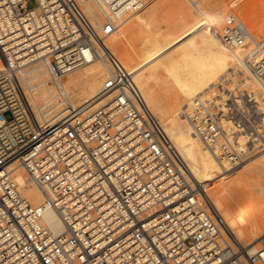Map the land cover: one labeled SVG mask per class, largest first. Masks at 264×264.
Returning a JSON list of instances; mask_svg holds the SVG:
<instances>
[{"label": "built area", "instance_id": "1", "mask_svg": "<svg viewBox=\"0 0 264 264\" xmlns=\"http://www.w3.org/2000/svg\"><path fill=\"white\" fill-rule=\"evenodd\" d=\"M153 1L102 3L122 19ZM116 26L100 24L81 0H0V264H264V237L252 252L237 241L191 182L134 73L107 47ZM211 32L228 48L261 52L250 70L264 90V43L255 44L235 16ZM103 57L113 73L95 98L66 106L55 121L36 116L23 70L45 63L60 80ZM219 90L223 97H197L184 116L220 163L237 166L264 139V114L244 82ZM19 168L42 191L43 205L22 194ZM48 208L63 233L45 223Z\"/></svg>", "mask_w": 264, "mask_h": 264}, {"label": "bare ground", "instance_id": "2", "mask_svg": "<svg viewBox=\"0 0 264 264\" xmlns=\"http://www.w3.org/2000/svg\"><path fill=\"white\" fill-rule=\"evenodd\" d=\"M160 1L159 5L121 19L111 14L102 0H81L86 12L97 18L100 24L105 19L117 23L116 30L106 41L107 47L113 54L121 52L122 64L134 73L135 82L148 106L185 160L191 182L200 187L221 212L237 241L252 252L264 237V157L259 155L251 164L247 161L238 164L239 167L220 163L194 134L184 113L195 98L209 90L212 95L206 96L210 99L219 95L223 97L224 94L215 92L213 86L226 76L235 81L240 74L242 79L239 82L252 89L250 92L259 101V111L264 114V90L250 70V63L257 61L261 52L253 54L249 48L231 49L217 38L211 27L216 26L218 19L225 21L226 17L209 13L200 4L194 5V12L186 9L184 2L179 0ZM160 10L167 12L166 28L154 31L155 18ZM174 12L176 16L172 17ZM130 18L131 21L135 19L133 26L142 37L139 36L138 51L135 49L133 53L123 39ZM204 19L209 22V27L199 28L198 24ZM253 36L255 44L264 43ZM98 50L102 55V50ZM112 73L111 64L103 57L60 80L52 77L45 63H38L23 70L20 81L36 116L40 120L55 121L66 106H80L95 98ZM228 88L223 87L231 91ZM162 90L166 92L163 94ZM248 147L250 144L245 137L242 148ZM232 170L235 171L230 173ZM15 177L26 199L37 206L45 203L42 191L28 178L24 168L17 169ZM214 182L220 183L208 189ZM44 221L55 235L65 230L60 216L52 208L46 210Z\"/></svg>", "mask_w": 264, "mask_h": 264}, {"label": "rangeland", "instance_id": "3", "mask_svg": "<svg viewBox=\"0 0 264 264\" xmlns=\"http://www.w3.org/2000/svg\"><path fill=\"white\" fill-rule=\"evenodd\" d=\"M158 1L159 0H154L144 9L153 7L152 5H155V4L159 5L161 1L160 2ZM179 1L184 2L185 8L188 9L189 11L195 12L196 8L194 5L200 4L201 7L204 8L207 12L209 13L214 12L215 14L219 16L226 17V19L228 17H232L231 15H233L236 18L244 22V24L248 27V29L251 30V33L257 37L259 42H262L264 40V0H179ZM29 7L32 8L33 3H30ZM160 11H159V14H157L155 18L156 20L154 22V31H164L166 28L165 20L168 17L167 12L165 11L166 12L165 13L163 10H160ZM141 12H143V10L137 13H141ZM171 15H173V13ZM175 16H176V13L174 12V15L172 17H175ZM131 19L132 18H130V22L128 20L129 23L127 24H129V27H128L129 29L127 28L126 31H124L123 39L127 42V45L129 46L128 49L130 50V52L133 53V50L135 49H137L138 51L139 44H140L139 41L141 40L142 37L141 35H139L141 38L138 36V33L133 26V21L135 19L133 18L132 21ZM218 20L219 21L216 24L217 27L221 26L224 23V21H221L220 19ZM209 25H210L209 22L206 19H204L201 23L198 24V27L202 29L204 28L206 29L209 27ZM114 55L122 62L121 52L115 53ZM126 68L129 70V67H126ZM231 73H233V71H231ZM239 77H240V74H237L235 81L234 80L230 81L228 76L223 77L220 80H218L216 86H213V90L219 94L220 85H222V87H227V88L229 87L228 89L234 92L236 91V88L239 86V84L241 85V82H239V80H241L242 78H239ZM65 78L66 76L64 77V79ZM250 90L252 91L251 88ZM162 91H163V94L166 92V90H162ZM203 95L205 96L212 95V90L205 92V94ZM6 117L9 120L12 119L11 114H7ZM260 145L261 146H259L258 148L255 147L253 151H251L249 158L245 162L250 161L248 163L251 164V162L255 161L257 156L260 155V157H264V139L263 138L260 140ZM233 171L235 170H232V172L230 173H233ZM218 183L220 182H216V183L214 182L213 184H210V186H208V189L209 187H215Z\"/></svg>", "mask_w": 264, "mask_h": 264}]
</instances>
